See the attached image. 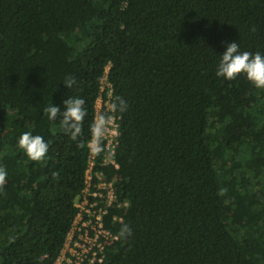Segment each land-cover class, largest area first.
<instances>
[{"label": "trees", "instance_id": "1", "mask_svg": "<svg viewBox=\"0 0 264 264\" xmlns=\"http://www.w3.org/2000/svg\"><path fill=\"white\" fill-rule=\"evenodd\" d=\"M232 41L264 52V0H0V264L59 257L107 66L127 109L104 171L128 206L104 218L101 264H264V90L216 77ZM67 96L87 111L75 140L44 111ZM26 131L42 161L16 147Z\"/></svg>", "mask_w": 264, "mask_h": 264}, {"label": "built area", "instance_id": "2", "mask_svg": "<svg viewBox=\"0 0 264 264\" xmlns=\"http://www.w3.org/2000/svg\"><path fill=\"white\" fill-rule=\"evenodd\" d=\"M110 67H106L100 84L99 96L95 105V120L101 114L110 115V122L105 126L104 135L99 144H88L85 188L76 198L78 209L72 227L66 235L61 253L53 264H101L106 246L117 239L105 228L104 218L111 208L120 209L122 215L114 218L123 222V215L128 202L122 203L115 190L114 180L105 175V167L119 169L116 155L120 132L117 117L112 112L113 86L109 82ZM100 167V168H98Z\"/></svg>", "mask_w": 264, "mask_h": 264}, {"label": "clouds", "instance_id": "3", "mask_svg": "<svg viewBox=\"0 0 264 264\" xmlns=\"http://www.w3.org/2000/svg\"><path fill=\"white\" fill-rule=\"evenodd\" d=\"M219 57L215 75L226 81H233L239 77L247 80L255 89L264 90V52L256 51H241L237 41L229 42L225 45L222 54ZM76 83L74 76H69L65 79L63 85L67 89H72ZM85 101L79 97L67 96L61 106L53 103L44 109L48 120L56 122L59 117L65 134L69 135L73 140L77 139L82 131V123L87 115L84 107ZM127 105L122 98L117 97L112 103V112H124ZM110 115L101 114L97 120H94L89 125V132L92 142L99 144L101 137L104 135L105 126L110 122ZM16 147L34 162L42 161L49 150V144L45 142L41 135H33L32 132H23L17 139ZM7 176V172L3 167H0V183ZM130 230L127 225H124L119 235L124 237L130 235Z\"/></svg>", "mask_w": 264, "mask_h": 264}]
</instances>
